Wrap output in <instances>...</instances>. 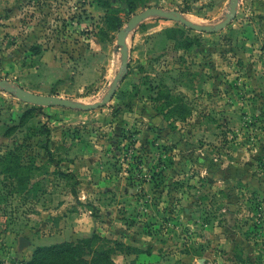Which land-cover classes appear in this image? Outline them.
<instances>
[{"label":"rangeland","instance_id":"374dc122","mask_svg":"<svg viewBox=\"0 0 264 264\" xmlns=\"http://www.w3.org/2000/svg\"><path fill=\"white\" fill-rule=\"evenodd\" d=\"M228 1L0 0V79L93 102L133 14L212 22ZM128 46V74L101 108L0 91V264L93 233L110 258L82 264H264V0H241L216 33L146 20Z\"/></svg>","mask_w":264,"mask_h":264},{"label":"water","instance_id":"95a60500","mask_svg":"<svg viewBox=\"0 0 264 264\" xmlns=\"http://www.w3.org/2000/svg\"><path fill=\"white\" fill-rule=\"evenodd\" d=\"M240 3L241 0H229L223 16L219 20L212 22H199L189 18L178 10L155 6L145 7L140 12L133 14L116 34L115 52L119 53L117 72L110 81L108 88L103 95L93 102H86L52 94L34 93L8 79H0V91L9 93L18 100L35 106H54L79 111H90L101 108L112 100L118 87L128 74L130 64L128 38L142 22L149 19L170 20L199 33H216L225 29L236 18ZM20 245H28V240L21 237Z\"/></svg>","mask_w":264,"mask_h":264},{"label":"trees","instance_id":"16d2710c","mask_svg":"<svg viewBox=\"0 0 264 264\" xmlns=\"http://www.w3.org/2000/svg\"><path fill=\"white\" fill-rule=\"evenodd\" d=\"M129 12H132L131 4L127 5ZM130 67V65H129ZM95 233L90 237L80 240L78 243L64 242L47 247H39L34 250L29 261H22L20 264H82L86 260V254L102 255L109 259V254L103 251H95L93 242L96 239Z\"/></svg>","mask_w":264,"mask_h":264},{"label":"crops","instance_id":"0c3cea01","mask_svg":"<svg viewBox=\"0 0 264 264\" xmlns=\"http://www.w3.org/2000/svg\"><path fill=\"white\" fill-rule=\"evenodd\" d=\"M33 252H34V247L33 246H28V247H25L22 251L24 257L23 259L25 261H28L31 259L32 255H33Z\"/></svg>","mask_w":264,"mask_h":264}]
</instances>
